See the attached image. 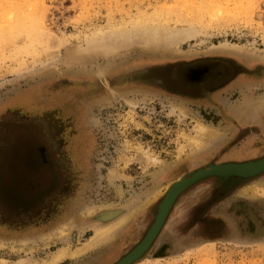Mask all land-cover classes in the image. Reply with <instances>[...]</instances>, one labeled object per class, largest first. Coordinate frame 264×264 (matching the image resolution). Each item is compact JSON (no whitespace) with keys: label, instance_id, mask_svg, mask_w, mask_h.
I'll return each instance as SVG.
<instances>
[{"label":"rangeland","instance_id":"obj_1","mask_svg":"<svg viewBox=\"0 0 264 264\" xmlns=\"http://www.w3.org/2000/svg\"><path fill=\"white\" fill-rule=\"evenodd\" d=\"M203 2L218 10L201 16ZM142 15L200 33L138 37ZM123 28L136 33L123 47L88 48ZM200 124L201 146L185 147ZM42 145L60 160L51 188ZM262 157L264 0H0V264L48 262L114 225L56 263L113 264L181 175ZM132 264H264V173L185 189Z\"/></svg>","mask_w":264,"mask_h":264},{"label":"bare ground","instance_id":"obj_2","mask_svg":"<svg viewBox=\"0 0 264 264\" xmlns=\"http://www.w3.org/2000/svg\"><path fill=\"white\" fill-rule=\"evenodd\" d=\"M208 5L209 3L204 4V2L202 4H199L198 10L201 16L205 15V13L203 12L205 10V7ZM182 6H185V5H182ZM209 6H210L209 8L210 13L213 12L212 14H214V12L217 9V4L214 5V3H210ZM158 11H160L163 14H167L168 16L170 15L168 11H164V10L162 11L158 10ZM161 13L155 15V18L153 20L160 18ZM141 17H142L141 20L139 21V23L136 24V27H135L138 37L142 35L141 36L142 38L145 36L146 38L149 39L148 36H150L152 37L153 40H155L156 38L160 37V35L161 36L165 35L167 37L175 35L178 39L177 40L178 42L184 43V42L193 40L198 35V33H200V30H196V29L194 30L192 28L172 29V28L160 27V26H153L152 28H148L147 25L141 23L147 20L148 17L146 15H142ZM111 32L113 33L112 37L106 38L107 36H95L94 38L88 40V48L90 49V51H92V48H100V49L109 51L114 48L123 47L126 43L128 44L133 39L132 35L136 34L124 28L123 30L115 29ZM227 45L228 44H221L220 48H224V47L227 48ZM76 56L79 57V60L80 58L84 59V54L82 53H78V55H75V57ZM98 75H99L100 83L102 85H107L108 83L106 82L105 78H103V76H101L100 74ZM207 129L208 128H206V126L200 124L195 127L194 134H183V137L185 140V147H189L191 149L200 147L203 142L202 137L203 135L206 134ZM36 131L41 132L39 129H37ZM257 160L259 159L255 158V159H250V160H245V161L217 162L214 165L208 164L209 166L208 165L203 166L192 173H194L196 176H200L204 172H207L208 170L210 171L212 170V172L214 171V173L223 175V176H226L232 173L251 174V173L264 170V161L255 162ZM247 162H252V163H247ZM202 169H204L203 172L198 173V171ZM189 177L190 176L185 173L169 185L165 193L162 195L161 202H160V204L162 205L161 210L158 209L157 213L155 214L156 222L154 221L155 222V223L153 222L154 225L153 224H152L153 226L151 225L152 226L151 230L150 231L148 230L149 232L147 231L144 238L140 241V243L137 246H134L130 251L126 252V254H124L121 258H119L113 264H128L129 263L127 262L128 260H130L133 257L135 258L142 251L150 249V247L152 246L151 243L153 239L156 237L158 232L160 233L161 231L160 229L162 228L164 224V220L166 219L168 210L172 206L175 196L180 191V189H182L184 186L188 184L190 180ZM113 226L114 225H111L106 228L96 229L94 235L91 236V238H89L87 242L83 243L82 246L78 247L75 250H70L68 248H61L50 258L48 262H43L41 264H56L64 260L65 258H69L70 256L76 257L78 254H83L86 251L97 247L98 245L102 244L107 239H109V237L112 236L113 229H114ZM133 250L134 252L131 254V256L127 258V255Z\"/></svg>","mask_w":264,"mask_h":264},{"label":"water","instance_id":"obj_3","mask_svg":"<svg viewBox=\"0 0 264 264\" xmlns=\"http://www.w3.org/2000/svg\"><path fill=\"white\" fill-rule=\"evenodd\" d=\"M264 161V157H262V158H260L259 160H257V161H255V162H263ZM247 163H252V162H247ZM247 163H245V164H247ZM244 164V163H243ZM203 170L204 169H202V170H200V171H198V173H201V172H203ZM210 170H208L207 172H204L202 175H200V176H196L194 173H192V175L189 177V182H188V184L186 185V186H184L182 189H180V191L177 193V195L175 196V198H174V201H173V203H172V206L170 207V209L168 210V213H167V216H166V219L164 220V224H165V222H166V220H167V218H168V215L170 214V212H171V210H172V208H173V206H174V202L176 201V199H177V197L179 196V194L181 193V192H183L185 189H187L188 187H190L191 185H193L194 183H196L197 181H199V180H202V179H204V178H206V177H210V176H213V177H218V178H220L221 179V181H228L230 178H233V177H239V178H250V177H254V176H257V175H259V174H262V173H264V170H262V171H258V172H255V173H251V174H239V173H232V174H229V175H226V176H223V175H219V174H216V173H214V171L212 172V170L209 172ZM197 174V173H196ZM161 204L159 205V210H161ZM157 220V219H156ZM156 222V221H155ZM154 222V223H155ZM154 223H153V225H154ZM163 223V222H162ZM164 224H163V226H164ZM152 225V226H153ZM152 226H151V228H152ZM162 226V227H163ZM151 228L149 229V231L151 230ZM162 229V228H161ZM160 229V230H161ZM148 231V232H149ZM158 234H159V232H158ZM158 234L156 235V237L158 236ZM156 237L153 239V241H152V243L151 244H153V242H154V240L156 239ZM150 244V245H151ZM141 245V244H140ZM150 247V246H149ZM148 250V249H147ZM147 250H144V251H142L138 256H136L135 258L133 257V258H131L130 260H128L127 262H129L128 264H132V263H134L135 261H137L138 259H140V257L147 251ZM134 252V250L132 251V252H130L128 255H127V258L129 257V256H131V254Z\"/></svg>","mask_w":264,"mask_h":264},{"label":"flooded vegetation","instance_id":"obj_4","mask_svg":"<svg viewBox=\"0 0 264 264\" xmlns=\"http://www.w3.org/2000/svg\"><path fill=\"white\" fill-rule=\"evenodd\" d=\"M36 143L38 144L39 142L37 141ZM53 149L55 150V147ZM41 150L43 154L42 155L43 160L40 163H43V165H46L45 167L46 171L44 170L45 173L42 176L43 186L45 185L51 188V187L56 186V183H58V180L60 177L59 168H58V164L60 160L57 157L56 151L54 154H52L49 148L44 145L41 146Z\"/></svg>","mask_w":264,"mask_h":264}]
</instances>
